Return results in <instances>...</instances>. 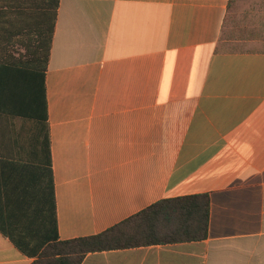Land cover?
Returning a JSON list of instances; mask_svg holds the SVG:
<instances>
[{"label": "crops", "instance_id": "obj_1", "mask_svg": "<svg viewBox=\"0 0 264 264\" xmlns=\"http://www.w3.org/2000/svg\"><path fill=\"white\" fill-rule=\"evenodd\" d=\"M235 1L0 0V264L194 195L205 240L82 264H264V15Z\"/></svg>", "mask_w": 264, "mask_h": 264}, {"label": "trees", "instance_id": "obj_2", "mask_svg": "<svg viewBox=\"0 0 264 264\" xmlns=\"http://www.w3.org/2000/svg\"><path fill=\"white\" fill-rule=\"evenodd\" d=\"M209 218L207 195L164 199L100 234L51 242L33 264H82L90 253L202 241Z\"/></svg>", "mask_w": 264, "mask_h": 264}, {"label": "rangeland", "instance_id": "obj_3", "mask_svg": "<svg viewBox=\"0 0 264 264\" xmlns=\"http://www.w3.org/2000/svg\"><path fill=\"white\" fill-rule=\"evenodd\" d=\"M235 2L236 8L234 11L239 12V18H237L238 14L236 13L235 18L231 17L230 25L235 24V27L240 29L241 26H246L249 23L254 26L262 23L264 0H236ZM234 47L236 46L234 45Z\"/></svg>", "mask_w": 264, "mask_h": 264}]
</instances>
